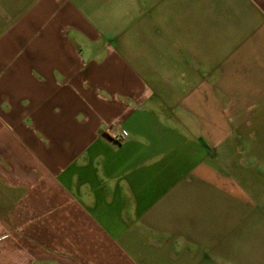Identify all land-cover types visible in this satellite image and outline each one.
<instances>
[{
  "label": "crops",
  "instance_id": "obj_1",
  "mask_svg": "<svg viewBox=\"0 0 264 264\" xmlns=\"http://www.w3.org/2000/svg\"><path fill=\"white\" fill-rule=\"evenodd\" d=\"M247 162L264 0H0V264H264Z\"/></svg>",
  "mask_w": 264,
  "mask_h": 264
},
{
  "label": "rangeland",
  "instance_id": "obj_2",
  "mask_svg": "<svg viewBox=\"0 0 264 264\" xmlns=\"http://www.w3.org/2000/svg\"><path fill=\"white\" fill-rule=\"evenodd\" d=\"M227 164L228 163L220 164L221 169L225 170L229 168L227 170L229 173L227 174L231 175L230 179H232L233 181H235V183L238 184L237 186L240 187L244 192L245 196L248 197V201L252 203L253 207H258L259 213L260 215H262L264 210V195L261 194L257 195V191L259 190V183L262 184L263 181H261V179L254 178V174H251L250 171L252 170V168L250 167L249 162L244 163V165L242 164L243 165L242 168L239 167L238 163H234L232 167H228ZM261 170L263 169L261 168ZM257 186H258V190H257ZM261 201H263L262 207H261ZM250 219H252V217H250ZM251 221H253L254 223L255 219L253 218ZM255 229L256 227L254 224L248 226V232H255Z\"/></svg>",
  "mask_w": 264,
  "mask_h": 264
}]
</instances>
